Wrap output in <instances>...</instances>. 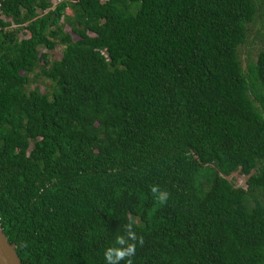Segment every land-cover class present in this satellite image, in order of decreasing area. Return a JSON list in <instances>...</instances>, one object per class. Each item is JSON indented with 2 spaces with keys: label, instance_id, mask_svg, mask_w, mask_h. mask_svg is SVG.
Instances as JSON below:
<instances>
[{
  "label": "trees",
  "instance_id": "16d2710c",
  "mask_svg": "<svg viewBox=\"0 0 264 264\" xmlns=\"http://www.w3.org/2000/svg\"><path fill=\"white\" fill-rule=\"evenodd\" d=\"M262 17L264 0H0V226L22 264H105L129 222L132 264H264V43L239 53Z\"/></svg>",
  "mask_w": 264,
  "mask_h": 264
},
{
  "label": "clouds",
  "instance_id": "9594fccd",
  "mask_svg": "<svg viewBox=\"0 0 264 264\" xmlns=\"http://www.w3.org/2000/svg\"><path fill=\"white\" fill-rule=\"evenodd\" d=\"M151 193L154 198L160 203L167 201L169 193L161 190L158 186L151 188ZM137 236L133 231L132 222L125 224L123 234H118L115 237L114 244L104 251L105 264H120L126 258V264H132L131 257L136 253Z\"/></svg>",
  "mask_w": 264,
  "mask_h": 264
},
{
  "label": "rangeland",
  "instance_id": "374dc122",
  "mask_svg": "<svg viewBox=\"0 0 264 264\" xmlns=\"http://www.w3.org/2000/svg\"><path fill=\"white\" fill-rule=\"evenodd\" d=\"M248 37L245 45L239 48L240 60L242 62L243 67L247 65V61L249 58L252 60L256 59V53L262 48L264 43V17L261 19H256L255 22L248 26ZM24 37V36H22ZM73 39L76 40V37L73 36ZM43 52L47 53L51 60H57L60 58L62 53V47L57 46L52 52H47L43 50ZM40 90L42 91L45 84H41L39 79L36 83ZM232 181V183L237 187H244V182L246 178L240 174H235L228 178Z\"/></svg>",
  "mask_w": 264,
  "mask_h": 264
},
{
  "label": "water",
  "instance_id": "95a60500",
  "mask_svg": "<svg viewBox=\"0 0 264 264\" xmlns=\"http://www.w3.org/2000/svg\"><path fill=\"white\" fill-rule=\"evenodd\" d=\"M0 264H22L17 256L15 245L10 244L0 226Z\"/></svg>",
  "mask_w": 264,
  "mask_h": 264
}]
</instances>
